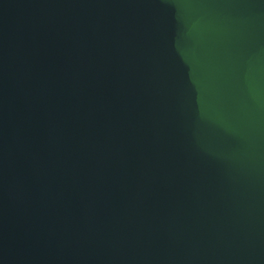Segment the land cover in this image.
<instances>
[{"label": "water", "instance_id": "obj_1", "mask_svg": "<svg viewBox=\"0 0 264 264\" xmlns=\"http://www.w3.org/2000/svg\"><path fill=\"white\" fill-rule=\"evenodd\" d=\"M0 264H264V0H0Z\"/></svg>", "mask_w": 264, "mask_h": 264}]
</instances>
